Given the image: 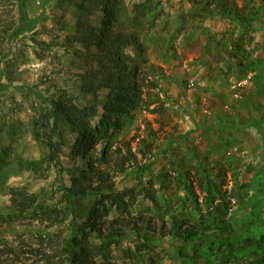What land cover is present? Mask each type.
Returning <instances> with one entry per match:
<instances>
[{
    "label": "rangeland",
    "instance_id": "rangeland-1",
    "mask_svg": "<svg viewBox=\"0 0 264 264\" xmlns=\"http://www.w3.org/2000/svg\"><path fill=\"white\" fill-rule=\"evenodd\" d=\"M263 234L264 0H0V264H260Z\"/></svg>",
    "mask_w": 264,
    "mask_h": 264
},
{
    "label": "trees",
    "instance_id": "trees-1",
    "mask_svg": "<svg viewBox=\"0 0 264 264\" xmlns=\"http://www.w3.org/2000/svg\"><path fill=\"white\" fill-rule=\"evenodd\" d=\"M212 14L213 15H217V16H221V17H226V16H229V17H231L232 19L233 18H235V19H237V20H240L241 19V17H243L244 15H243V13L241 14V13H239V12H236V11H234L233 9H227V10H223V9H217V10H212ZM235 14H236V16H235ZM243 15V16H242ZM242 23V22H241ZM210 188V187H209ZM208 188V189H209ZM217 189V188H216ZM100 192H102V191H100ZM80 193H85V192H80ZM76 193H72L71 192V190L69 191V198L71 199L72 197H73V195H75ZM206 199H208V200H210V197H208L207 195H206ZM173 221H175L174 220V217H173ZM184 222V220H180V223H183ZM181 225V224H180ZM92 226L93 227H95V224H92ZM181 227V226H180ZM179 227V228H180ZM172 229H173V232H174V235H176V229H177V226H175L174 228L173 227H171ZM77 233H78V231H77ZM81 233H84V231H81ZM73 235V237H76V235L75 234H72ZM82 235H84V236H87L88 234H82ZM114 234H111L110 236H113ZM114 237V236H113ZM117 238V237H116ZM75 241L77 242V238H74V243H75ZM70 242L71 241H69V243L67 244V250H66V252H67V254L70 252V249H69V245H70ZM255 243H256V245H257V248L258 249H260L263 253H264V234L263 235H261L256 241H255ZM79 250H81V249H79ZM79 258V252L78 251H76L74 254H73V256H72V260L71 261H74V260H76V259H78ZM260 264H264V259L262 260V262L260 263Z\"/></svg>",
    "mask_w": 264,
    "mask_h": 264
}]
</instances>
